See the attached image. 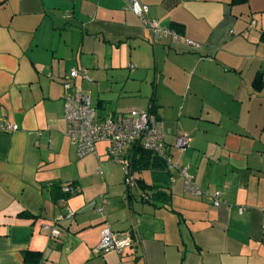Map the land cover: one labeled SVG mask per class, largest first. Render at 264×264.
Here are the masks:
<instances>
[{"label": "crops", "instance_id": "obj_1", "mask_svg": "<svg viewBox=\"0 0 264 264\" xmlns=\"http://www.w3.org/2000/svg\"><path fill=\"white\" fill-rule=\"evenodd\" d=\"M131 1L0 0V121L17 126L0 131V264H264V0H138L197 47L153 41ZM72 68L101 115L161 120L171 160L208 194L162 163L127 184L107 141L80 157L64 116ZM69 211L52 238L44 225ZM107 225L132 243L95 253Z\"/></svg>", "mask_w": 264, "mask_h": 264}, {"label": "built area", "instance_id": "obj_2", "mask_svg": "<svg viewBox=\"0 0 264 264\" xmlns=\"http://www.w3.org/2000/svg\"><path fill=\"white\" fill-rule=\"evenodd\" d=\"M130 8L138 15L143 24L150 30L152 40L158 41L163 37H171L175 41H183L197 47L198 44L179 35L170 27H162L159 23L148 17L149 6L132 0ZM81 77L83 80L89 79L87 71L72 68L63 81L65 89L64 95V116L67 123V133L72 143L76 146L78 155L83 157L89 153H96V144L99 141L109 142L108 154L110 160L121 165L126 175V183H135L132 166L129 164L131 156L127 159V151L132 147H141L150 151L154 155L165 161L168 169H176L185 177V188L187 191L197 195L208 194L207 190L200 188L193 177L187 173V169L171 160L165 146V130L163 122L157 119L147 110H130L122 114L111 116L101 115L93 106L89 94L82 89H74L75 79ZM17 128L15 124L0 121L1 132H12ZM175 148L184 151L189 147V137L186 134L178 135L174 143ZM97 173H102L97 169ZM63 194H74L76 188L73 185H66L61 189ZM145 198H148L145 195ZM215 206L223 203L222 192L215 190L212 194ZM244 207L240 208L242 212ZM73 215L69 211L66 215L55 218L52 224H45L52 238H59L63 229L60 222ZM132 243L131 236H123L114 231L109 225L101 230V238L94 248L95 253L115 250L123 251Z\"/></svg>", "mask_w": 264, "mask_h": 264}, {"label": "trees", "instance_id": "obj_3", "mask_svg": "<svg viewBox=\"0 0 264 264\" xmlns=\"http://www.w3.org/2000/svg\"><path fill=\"white\" fill-rule=\"evenodd\" d=\"M129 8H130V5H129ZM255 84L259 88L258 83L255 82ZM129 150L132 151L131 159L129 161V164L132 166V170L134 168H144V167H148V166H151V167L158 166L161 163L162 164H166L165 161L164 160L162 161L161 158H159L157 155H154L150 151L144 150L141 147H132ZM68 185H72V184H68ZM61 195L63 197L70 196V194H68V195L63 194L62 191H61ZM32 256H36L38 258L40 256V254L39 253L36 254V253H32V252L25 253L26 260H32V261H37L38 260V259H32Z\"/></svg>", "mask_w": 264, "mask_h": 264}]
</instances>
